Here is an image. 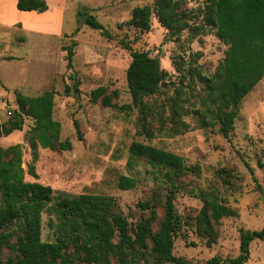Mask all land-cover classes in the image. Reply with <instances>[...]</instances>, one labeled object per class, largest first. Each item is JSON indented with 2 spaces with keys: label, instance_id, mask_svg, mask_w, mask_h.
<instances>
[{
  "label": "rangeland",
  "instance_id": "obj_1",
  "mask_svg": "<svg viewBox=\"0 0 264 264\" xmlns=\"http://www.w3.org/2000/svg\"><path fill=\"white\" fill-rule=\"evenodd\" d=\"M178 1L186 12L190 30L167 33L153 16L150 31L140 34L125 23L133 8L151 5L152 0H45L49 13L42 17H35L39 14L32 12L18 15L13 11L12 0H0L7 22L23 21L30 27L47 28L45 23L53 16L57 20L54 33L48 35L26 31L20 23L0 27V131L7 126L8 110H16L17 92L29 97L52 92V118L60 125L59 141L68 140L71 148L58 151L38 147L33 160L25 140L33 126L28 117L20 131L0 136V147L21 145L25 181L69 196H110L114 199L112 212L123 215L130 224L148 214L139 207L145 202L157 204L155 210L160 215L163 195L170 188L166 170L143 159L128 165L130 144L140 142L181 156L186 170L173 178L178 228L172 252L186 264H204L213 256L236 257L239 231L260 230L264 226V197L255 190V184L264 190V77L239 104L234 129L227 138L216 127L201 128L191 111L198 107L196 98L201 85L190 79V68L209 76L223 58L226 46L213 30L202 28L201 10L206 0ZM82 10L109 30L113 40L81 25L77 13ZM77 26L79 31L72 35ZM197 27L202 29L194 33ZM121 39L129 42L132 50L147 51L156 57L167 72L163 91L144 98L148 105L144 122L140 121L138 109L123 112L116 107L131 102L125 80L130 55L119 45ZM72 41L76 46L69 70L62 47ZM100 86L107 93L116 92L113 106L90 101V91ZM178 86L183 87L177 99L181 101L177 114L182 123L176 126L171 120L170 98ZM173 126L178 130L174 135ZM29 163L33 164L36 178L26 173ZM121 176L134 178L135 186L118 189ZM203 192L216 195L235 213L220 220L217 240L210 248L206 239L195 232V218L202 205L199 195ZM47 218L43 213L42 240L50 239ZM15 236L16 232L6 242H0V263L15 258ZM244 264H264V241L250 243L249 258Z\"/></svg>",
  "mask_w": 264,
  "mask_h": 264
},
{
  "label": "trees",
  "instance_id": "obj_2",
  "mask_svg": "<svg viewBox=\"0 0 264 264\" xmlns=\"http://www.w3.org/2000/svg\"><path fill=\"white\" fill-rule=\"evenodd\" d=\"M15 8L36 14L47 11L45 0H16ZM201 12L202 28L213 30L226 49L209 76L190 68V79L201 85L196 98L198 107L191 111L201 128L216 127L217 132L227 138L234 129L239 104L264 77V0H206ZM153 16L167 33L177 34L191 28L178 0H152L151 5L137 6L131 10L125 25L140 34L147 33ZM77 17L81 25L98 30L101 36L113 40L109 30L85 10L78 12ZM202 28L197 27L193 31L199 33ZM78 31L79 26L72 35ZM119 45L130 55L125 80L131 102L116 107L123 112L138 109L140 121L144 122L148 109L144 98L163 91L167 72L160 67L159 60L147 51H134L130 43L122 39ZM75 46L72 41L62 47L69 70L72 69ZM174 91L175 95L170 98L171 120L177 126L182 123L177 114L181 101L177 99L183 87L178 86ZM116 96L115 91L107 93L102 86L89 93L91 102H99L105 107L113 106V97ZM15 104L16 110L10 112L7 126L2 128L0 136L20 131L24 118L28 117L32 119L33 126L25 134V140L33 160L38 147L70 150L68 140L59 141L60 125L52 118V92L36 97L17 92ZM73 125L80 140L76 121ZM141 127L144 129L145 125ZM176 131L173 126L172 135ZM128 153L129 166L133 160L143 159L153 167L166 170L164 175L170 184L160 204L161 214L155 210L157 204L145 202L139 207L148 214L133 224L123 215L112 212L114 199L110 196H69L53 191L49 186L25 181L21 145L0 147V242H6L16 232L12 247L15 258H7L0 264H186L183 258L172 252L178 228L173 203L176 189L173 178L186 170L183 158L140 142H132ZM26 173L36 178L32 163L27 165ZM134 186V178L128 176H121L117 182L120 190H129ZM255 190L264 197V190L259 184H255ZM199 198L202 205L195 218V232L206 239V246L210 248L217 240L220 220L235 213L214 194L203 192ZM43 213L48 216L49 240L41 238ZM255 240L264 241V226L260 230L239 231V254L236 257L213 256L204 264H244L249 258V245Z\"/></svg>",
  "mask_w": 264,
  "mask_h": 264
},
{
  "label": "crops",
  "instance_id": "obj_3",
  "mask_svg": "<svg viewBox=\"0 0 264 264\" xmlns=\"http://www.w3.org/2000/svg\"><path fill=\"white\" fill-rule=\"evenodd\" d=\"M15 3H16V0H12V6H13V11H14V13H16V14H18V15H26L25 13H23L22 11H18L16 8H15ZM3 5L0 3V27L1 28H6V27H12L13 25H15V24H21L22 25V29H24V30H26V31H33L34 33H38V34H42V35H48V34H51V33H54V31H52V29L56 26V24H57V20H55L56 19V17L54 18V16H53V18L50 20V21H47L46 23H45V26L47 27V28H43V27H39V26H37V27H30L29 25H27L26 23H24L23 21H19V22H7L6 20H5V18H4V10L2 9L3 7H2ZM49 13V10H48V7H47V11H45V12H43V13H40L39 14V16H36V15H33V16H35V17H42V16H45V15H47ZM27 15H29V14H27ZM6 21V22H5Z\"/></svg>",
  "mask_w": 264,
  "mask_h": 264
},
{
  "label": "built area",
  "instance_id": "obj_4",
  "mask_svg": "<svg viewBox=\"0 0 264 264\" xmlns=\"http://www.w3.org/2000/svg\"><path fill=\"white\" fill-rule=\"evenodd\" d=\"M10 112H11V110L9 109L8 112H7V114L10 115Z\"/></svg>",
  "mask_w": 264,
  "mask_h": 264
}]
</instances>
